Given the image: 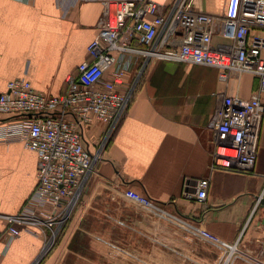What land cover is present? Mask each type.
I'll return each instance as SVG.
<instances>
[{"label": "crops", "instance_id": "obj_1", "mask_svg": "<svg viewBox=\"0 0 264 264\" xmlns=\"http://www.w3.org/2000/svg\"><path fill=\"white\" fill-rule=\"evenodd\" d=\"M195 5L218 14L225 0H196ZM102 12L100 0H0V94L10 80L20 77L49 94L65 92L68 76L87 58ZM252 32L264 35V25L253 23ZM223 41L219 34L213 37L215 45ZM258 87L257 76L250 72L224 82L212 66L151 62L73 216L59 229L50 254L42 257L50 230L43 233L37 225H26L12 238L3 218L20 212L34 191L38 155L23 141L1 136L0 264H131V256L112 252L113 243L141 251V264H150L151 255L158 262L165 247L151 244L149 236L162 235L164 242V232L133 205V198L173 208L198 225L204 240L194 244L190 238V259L222 264L227 244L237 241L245 254L238 253L229 264H252L249 256L258 257L255 264H264V123L254 169L210 168L215 138L209 121L221 97L239 92L249 98ZM17 119L0 112V130L10 129ZM105 130L104 124L95 123L84 132L92 151ZM204 176L211 180L200 202L186 193L194 194L195 179ZM120 219L129 224L122 225Z\"/></svg>", "mask_w": 264, "mask_h": 264}, {"label": "built area", "instance_id": "obj_2", "mask_svg": "<svg viewBox=\"0 0 264 264\" xmlns=\"http://www.w3.org/2000/svg\"><path fill=\"white\" fill-rule=\"evenodd\" d=\"M195 1L100 0L97 33L87 46V58L68 76L65 92L49 94L22 77L8 82L0 94V112L18 119L0 130V137L21 140L38 155L34 191L20 212L3 215L10 237L19 236L26 225H37L43 233L49 229L48 252L153 61L212 66L224 82L245 72L257 76L259 87L249 98L239 92L223 95L209 121L215 138L211 171L254 169L264 123V35L252 32V24L264 25V0H225L218 14L199 10ZM216 34L224 40L218 45L213 44ZM95 123L106 130L92 151L84 132ZM210 180L195 179V193L186 194L204 201ZM238 253L245 254L237 241L228 243L222 264Z\"/></svg>", "mask_w": 264, "mask_h": 264}, {"label": "rangeland", "instance_id": "obj_3", "mask_svg": "<svg viewBox=\"0 0 264 264\" xmlns=\"http://www.w3.org/2000/svg\"><path fill=\"white\" fill-rule=\"evenodd\" d=\"M186 65H192V64H186ZM126 193L129 192L126 191ZM136 200L133 198L132 201L135 203L133 205L140 207V210L147 214L145 216H147L149 220L154 221L155 227L159 226L158 229L159 232H161L162 230L164 232V242L160 240L161 239L160 236L162 235H158L159 239L156 234L149 236V241L151 244L157 246L159 242V246L165 247L163 253L164 256L158 262L156 261L157 256H153V255L150 256V259L152 260L150 261V264H189L190 261L197 264L203 263V261H201V259L198 257L197 259H190L187 250L188 244L190 242V238H192L194 244L196 239L204 240L203 231L200 230L198 225L190 222L186 217L173 210V208L164 206L163 204H158L151 201L149 202L145 199L144 201L137 200V202ZM68 221L65 224H67ZM120 223H122V225L129 224L128 220H123V219H120ZM111 247L114 248L113 249L114 251L112 252L118 256H124V255L128 257L131 256L132 257L131 264L132 263L141 264L144 261V254H142L141 251L130 252L128 250L121 249L123 246L118 245L116 243L111 244ZM51 249L52 248H50L48 252L46 250V252L49 253ZM46 252L44 251L42 254H45ZM57 264L60 263L57 262Z\"/></svg>", "mask_w": 264, "mask_h": 264}, {"label": "trees", "instance_id": "obj_4", "mask_svg": "<svg viewBox=\"0 0 264 264\" xmlns=\"http://www.w3.org/2000/svg\"><path fill=\"white\" fill-rule=\"evenodd\" d=\"M66 225H67V224H66ZM66 225H65V226H64V228H63V229H64V231H65V228L67 227ZM62 233H63V232H62ZM61 235H62V234L60 233V235L58 236V241L60 240V238H61ZM57 243H58V242H57ZM57 243H56V244H57Z\"/></svg>", "mask_w": 264, "mask_h": 264}, {"label": "water", "instance_id": "obj_5", "mask_svg": "<svg viewBox=\"0 0 264 264\" xmlns=\"http://www.w3.org/2000/svg\"><path fill=\"white\" fill-rule=\"evenodd\" d=\"M263 200H264V198H263ZM41 258V257H40ZM39 262V259L37 260V262L36 263H38Z\"/></svg>", "mask_w": 264, "mask_h": 264}, {"label": "bare ground", "instance_id": "obj_6", "mask_svg": "<svg viewBox=\"0 0 264 264\" xmlns=\"http://www.w3.org/2000/svg\"><path fill=\"white\" fill-rule=\"evenodd\" d=\"M44 251L46 252V248L44 249Z\"/></svg>", "mask_w": 264, "mask_h": 264}]
</instances>
